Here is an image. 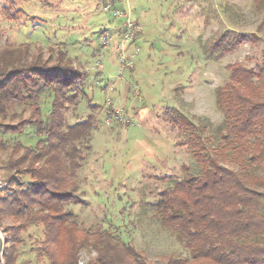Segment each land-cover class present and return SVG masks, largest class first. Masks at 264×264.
<instances>
[{
	"label": "rangeland",
	"instance_id": "rangeland-1",
	"mask_svg": "<svg viewBox=\"0 0 264 264\" xmlns=\"http://www.w3.org/2000/svg\"><path fill=\"white\" fill-rule=\"evenodd\" d=\"M12 1L21 15L10 21L0 11V48L15 47L28 60L37 57L41 68L57 65L60 49L84 78L65 110L69 122L89 114L96 122L76 175L82 202L66 205L78 224L91 231L110 228L145 264H214L185 262V246L155 218L152 203L159 193L184 174L183 167L190 173L199 169L182 144L186 134L168 125L165 114L173 107L195 124L209 149L216 146L224 123L216 90L228 80L229 64L254 67L264 60L263 11L253 0ZM6 3L0 0V10ZM240 33L243 42L225 47ZM220 45L226 49L220 48L222 55ZM52 98L50 92L40 95L43 118ZM18 138L31 147L38 140L30 128ZM16 223L4 218L0 225ZM2 227L0 264L9 253L6 239L14 235L21 243L13 264H49L38 253L40 228ZM95 255L86 246L79 259L64 260L99 264Z\"/></svg>",
	"mask_w": 264,
	"mask_h": 264
},
{
	"label": "trees",
	"instance_id": "trees-1",
	"mask_svg": "<svg viewBox=\"0 0 264 264\" xmlns=\"http://www.w3.org/2000/svg\"><path fill=\"white\" fill-rule=\"evenodd\" d=\"M5 1L10 6L0 11L17 20L21 11L12 0ZM253 1L264 13V0ZM238 37L225 47L232 50L245 39L241 33ZM225 47L220 45L219 54ZM19 52L0 48V223L4 218L17 222L9 228L0 225L2 231L40 228L38 253L49 264H77L64 259H79L86 246L96 252L99 264H145L147 259L129 249L130 243L115 240L110 228L91 231L66 207L82 202L76 175L96 128L90 114L74 122L65 116L66 103L78 97L75 84L79 77L84 81L82 74L60 49L57 65L47 68H41L39 58L28 60ZM229 65L228 80L216 90L224 123L215 147L206 146L190 119L173 107L166 109L165 121L186 134L182 144L199 169L190 173L183 167L184 174L152 206L160 226L187 249L185 262L264 264V60L254 67ZM43 92L53 97L46 118L40 108ZM26 128L38 139L33 147L18 138ZM6 242L5 263L13 264L21 240L14 235Z\"/></svg>",
	"mask_w": 264,
	"mask_h": 264
},
{
	"label": "built area",
	"instance_id": "built-area-1",
	"mask_svg": "<svg viewBox=\"0 0 264 264\" xmlns=\"http://www.w3.org/2000/svg\"><path fill=\"white\" fill-rule=\"evenodd\" d=\"M3 186V182H2V180H1V178H0V188Z\"/></svg>",
	"mask_w": 264,
	"mask_h": 264
}]
</instances>
